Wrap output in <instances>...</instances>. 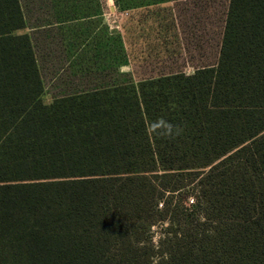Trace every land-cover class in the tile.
<instances>
[{
	"label": "trees",
	"instance_id": "16d2710c",
	"mask_svg": "<svg viewBox=\"0 0 264 264\" xmlns=\"http://www.w3.org/2000/svg\"><path fill=\"white\" fill-rule=\"evenodd\" d=\"M38 3L29 35L21 0H0V264H264V0H228L215 62L190 74L134 79L114 32L107 70L69 73L48 104L36 45L66 57L64 30L104 0Z\"/></svg>",
	"mask_w": 264,
	"mask_h": 264
},
{
	"label": "rangeland",
	"instance_id": "374dc122",
	"mask_svg": "<svg viewBox=\"0 0 264 264\" xmlns=\"http://www.w3.org/2000/svg\"><path fill=\"white\" fill-rule=\"evenodd\" d=\"M38 1L21 0L26 28L17 33L30 35L37 19L47 18L43 16L44 8L39 7ZM227 5L228 0H176L154 7L121 10L114 6L113 0H104L97 17L84 21L81 26L79 23L73 26L74 40L70 37L71 31L68 34L64 30L62 47L69 43V49H72L66 57L57 52L54 44L36 45L43 84L41 100L50 103L53 96L71 84L68 74L81 67L107 70L108 51L115 45L112 40L114 32L122 35L128 55L121 70L132 73L134 79L178 70L190 74L197 67L213 64L219 26ZM79 30L82 35L78 34ZM73 41H76L74 46ZM67 58L74 60V65L67 66ZM84 82L88 84L90 79H84ZM76 84L79 81L71 85ZM160 230V226L153 228L154 238L160 235Z\"/></svg>",
	"mask_w": 264,
	"mask_h": 264
},
{
	"label": "clouds",
	"instance_id": "9594fccd",
	"mask_svg": "<svg viewBox=\"0 0 264 264\" xmlns=\"http://www.w3.org/2000/svg\"><path fill=\"white\" fill-rule=\"evenodd\" d=\"M151 129L156 135L166 138L178 137L183 132V127L174 125L163 118H160L156 122L152 123Z\"/></svg>",
	"mask_w": 264,
	"mask_h": 264
}]
</instances>
